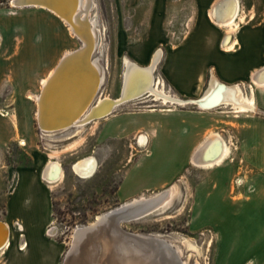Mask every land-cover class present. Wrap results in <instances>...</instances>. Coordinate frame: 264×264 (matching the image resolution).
<instances>
[{
    "label": "rangeland",
    "instance_id": "374dc122",
    "mask_svg": "<svg viewBox=\"0 0 264 264\" xmlns=\"http://www.w3.org/2000/svg\"><path fill=\"white\" fill-rule=\"evenodd\" d=\"M11 1L0 0V10L10 17L6 35L14 57L13 93L0 95V115H17L20 127L26 130L30 142L21 145L19 139L4 149L0 158V183L4 181L7 169L31 168L34 158L39 161L41 171L49 160L60 164L62 179L54 184L44 182L50 191L52 210V223L46 240L50 238L65 245V253L60 260L63 264L72 235L78 227L88 225L97 216L132 201L117 203L115 190L124 171L147 153L146 147L135 144L136 138H147L145 131H139L135 139L132 136L114 138L102 132L119 120L130 124L141 121L150 125L163 120L172 110L201 109L195 105H163L144 96L119 105L84 128H72L50 138L42 137L35 116L36 104L27 100V94L20 93L18 83L25 78L29 82L44 78L65 51L79 49L81 43L75 38H67V29L51 14L34 8L12 7ZM91 1L89 20L93 22L97 34L93 60L103 69V82L97 100L105 96L112 99L120 97L125 59L141 67L149 66L150 57L143 62L136 61L144 59L148 43H157L154 51L161 50L162 55L166 50L177 48L193 26L194 12L198 7L197 0ZM239 2L243 20L235 30L240 23H259L264 0ZM249 10L252 13L246 17L245 13ZM41 16L55 22L53 34L61 32L68 39L65 45L54 48L49 59L41 56L44 46L48 45L47 29L40 22ZM24 45H28L27 49L34 54L33 61L31 57H23ZM162 55L154 69V78L163 81V89L168 95L188 100L180 97L166 80ZM239 86L245 95L250 94L249 86ZM208 87L191 99L201 96ZM32 92L39 93V81ZM208 111L214 114L217 121L194 147H191L192 143L185 142L182 159L186 164L177 178L157 191L140 196L149 198L168 191V201L156 212L122 226L130 233L165 238L176 251L178 264H264V160L254 158L260 151V138L254 137L253 131H248L245 138L244 130L247 121L264 120V113L255 108L253 112L234 118L228 107L219 106ZM212 133H218L230 145V158L219 167H195L190 156ZM69 145L75 146L66 149ZM88 157L96 160V169L89 178H79L72 166ZM45 210L43 226L47 222ZM32 226L28 225L29 231ZM38 226L39 229L43 227L41 224ZM43 248L47 260H50L53 249L47 242Z\"/></svg>",
    "mask_w": 264,
    "mask_h": 264
},
{
    "label": "crops",
    "instance_id": "0c3cea01",
    "mask_svg": "<svg viewBox=\"0 0 264 264\" xmlns=\"http://www.w3.org/2000/svg\"><path fill=\"white\" fill-rule=\"evenodd\" d=\"M214 1L197 0L195 22L185 39L177 48L163 52L165 78L176 93L185 99H191L204 90L212 77L224 85L251 86L255 108L264 113V86H256L252 81L253 73L264 67V10L260 14L259 23H240L238 29L230 33L226 46L234 47L228 50L223 45L227 30L213 22L208 14ZM251 11L245 13L246 17H250ZM8 18L9 15L0 10V95L13 93L14 57L9 50L6 35L10 25ZM40 22L44 25L49 23L48 45L44 46V51L49 46L53 48L55 22L44 16L40 17ZM156 44L148 43L144 59L138 58L136 61L143 62L148 57L151 59ZM24 46L23 57H31L33 61L34 54L27 49L28 45ZM39 79L41 77L37 79L40 82ZM37 81L29 82L27 78L21 80L18 83L20 93H33ZM216 121L214 114L208 110H172L163 120L154 124L141 121L130 124L119 120L109 128L110 131L104 130L103 134L114 138L132 136L135 139L139 131L147 133V153L132 162L122 174L115 190L117 203H125L171 184L186 164L182 159L185 142L192 143L191 147H194L199 138L214 127ZM247 122L248 129L244 127L245 138L248 131H253L254 137L260 138V151L254 158L264 160V120ZM19 139L25 144L30 142L26 130L20 127L19 120L14 122L10 115L4 116L1 113L0 158L8 145ZM137 141L138 138L135 144H138ZM244 141L247 142L246 139ZM5 173L4 181L0 183V223L5 224L9 235L7 246L0 251V264H60L66 247L50 238L46 240V233L52 223V210L49 188L40 177L39 161L34 158L31 168H9ZM44 209H47V222L43 226ZM39 224L43 226L40 229ZM28 225H33L31 231L28 230ZM45 242L54 251L50 260H47L43 248Z\"/></svg>",
    "mask_w": 264,
    "mask_h": 264
},
{
    "label": "bare ground",
    "instance_id": "6f19581e",
    "mask_svg": "<svg viewBox=\"0 0 264 264\" xmlns=\"http://www.w3.org/2000/svg\"><path fill=\"white\" fill-rule=\"evenodd\" d=\"M90 4H92L91 0L11 1L12 7L19 9L34 8L50 13L67 29V38H75L81 43L79 49L67 50L56 60L54 67L40 80L39 93H27V100L36 104L35 116L38 127L42 132V137L50 138L72 128H84L89 122H96L102 119L119 105L144 96L153 98L152 101H160L163 105H195L201 110H210L219 106L228 107L231 109V114L234 118H239L240 115L248 114L255 109L251 86H249L250 94L247 93L245 95L239 85H224L213 77L207 90L196 99L181 100L168 95L163 89V81L157 80L153 76L154 69L161 59V50L153 52L148 67L138 66L125 59L120 97L112 99L105 96L97 100L99 88L103 82V69L93 60L97 34L93 27V22L89 20ZM208 14L213 22L225 27L227 30V38L223 42V45L226 46L230 33L243 20L239 0H215ZM44 26L49 30L48 24ZM55 33L52 35L53 48L49 46L42 52V57L45 59L53 56L54 48L58 49V47L68 42V39L61 32L57 33L55 31ZM233 47V45L226 46V49L231 50ZM55 57H57V54ZM252 81L256 86H264V67L253 73ZM3 115L6 116L7 114ZM11 118L14 122H17V115L13 114ZM20 144L25 145V142L20 140ZM147 144V138L141 136L138 140V146L145 148ZM74 146L69 145L66 149L70 150ZM230 155V145L223 141L218 133H212L196 147L190 156V160L195 167L212 168L221 166L230 158ZM95 169L96 160L93 157L84 158L72 166L74 174L82 179L89 178ZM41 179L47 184L59 182L62 179L60 164L49 160L41 171ZM240 183L241 180L238 181V184ZM168 195V191H162L149 198L140 197L134 199L115 209L133 211L139 206L154 203L157 204V208L154 210L156 212L162 207L163 203L168 201L170 197ZM103 215L97 216L95 220H99ZM139 219L141 218L131 219L124 223ZM94 221L88 225L78 227L72 235V240L76 238V234L81 229L94 224ZM123 224L120 225L121 229L134 237L142 238L147 236L166 240L162 236L130 233L123 228ZM49 233L52 234L53 232L50 230ZM8 235L7 227L5 224L0 223V251L7 246ZM97 239H85L82 245L78 246L77 244L76 246L80 251L79 257L74 259L68 255L67 264H149L148 258L145 259V257L133 258L122 262L119 259L124 244L121 242L116 243L114 252L112 241L118 239H111L107 236ZM167 243L166 247L169 254L164 263L178 264L176 251L170 243L169 245ZM94 244L101 245V254L95 251Z\"/></svg>",
    "mask_w": 264,
    "mask_h": 264
},
{
    "label": "water",
    "instance_id": "95a60500",
    "mask_svg": "<svg viewBox=\"0 0 264 264\" xmlns=\"http://www.w3.org/2000/svg\"><path fill=\"white\" fill-rule=\"evenodd\" d=\"M156 208L157 204L152 203L146 206H139L133 211L119 208L106 212L99 220H95L94 224L81 229L76 234V238L72 240L71 246L66 252L63 264H65L68 255L74 259L79 257L80 251L76 246L77 244L80 246L85 239L96 240L97 238L106 236L111 239H118L112 241V249L114 252L116 243L121 242L124 244L119 259L122 262L133 258L145 257V259L148 258L149 264H165V259L169 254L166 243L168 242L167 244L169 245V241L147 236L137 238L125 232L120 227L121 224L128 220L143 218L153 213ZM101 242L103 243V241ZM93 247L97 253L101 254L100 249L102 247L100 244H94Z\"/></svg>",
    "mask_w": 264,
    "mask_h": 264
},
{
    "label": "built area",
    "instance_id": "2783aa9c",
    "mask_svg": "<svg viewBox=\"0 0 264 264\" xmlns=\"http://www.w3.org/2000/svg\"><path fill=\"white\" fill-rule=\"evenodd\" d=\"M6 114V113H5Z\"/></svg>",
    "mask_w": 264,
    "mask_h": 264
}]
</instances>
